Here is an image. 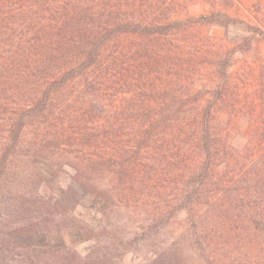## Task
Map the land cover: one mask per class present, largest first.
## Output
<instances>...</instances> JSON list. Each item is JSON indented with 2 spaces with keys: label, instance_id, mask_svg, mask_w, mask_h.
<instances>
[{
  "label": "trees",
  "instance_id": "obj_1",
  "mask_svg": "<svg viewBox=\"0 0 264 264\" xmlns=\"http://www.w3.org/2000/svg\"><path fill=\"white\" fill-rule=\"evenodd\" d=\"M186 9L0 0V264H121L144 248L145 264H264V99L245 107L228 72L252 37L212 59L169 40L219 14L264 31L223 10L178 18ZM168 63L191 75L210 65L217 81L177 68L141 87L144 70ZM132 203L127 228L118 214ZM72 234L92 242L86 254Z\"/></svg>",
  "mask_w": 264,
  "mask_h": 264
},
{
  "label": "rangeland",
  "instance_id": "obj_2",
  "mask_svg": "<svg viewBox=\"0 0 264 264\" xmlns=\"http://www.w3.org/2000/svg\"><path fill=\"white\" fill-rule=\"evenodd\" d=\"M212 1H214V3H212ZM184 4L187 6V9L178 15L180 19H193L200 16L207 17L217 13L218 10H223L228 12L227 14L229 16L240 18L239 20H244L248 24L260 26L264 31V0H184ZM227 19L226 15H216L211 22H201L194 26L189 32L171 36L169 38L170 44L172 47L175 44L185 45L186 58L197 59L198 56L195 57L196 50L190 52L189 48L202 43L203 46L201 51L204 53L203 56H208V58L212 59L218 54V50H222L224 47L229 48L239 43L245 36L252 37L253 45L251 49L246 52L235 51L232 58V65L228 71L230 79L232 80L231 82L235 86L233 91L236 90L238 95L244 98V102L247 101L245 107L248 105L250 107V99L253 98L255 102H262V99H264V37L254 36L247 30L246 24L240 22L228 24ZM166 44L163 46L159 43L158 45L161 50L165 51L166 49L163 47H165ZM177 68H184L182 74H189L194 78L191 81L195 80V83L198 84L217 81L216 71L213 67H210V65L202 66V70L199 69L196 74L191 75V72L186 70L184 66L174 65L173 63L170 65V63H168V67L162 68L157 72L151 70L146 71V73L144 70L141 80H139L138 83L142 84L141 87H145L147 82L151 80H155V82L161 79L167 81L173 80L177 76ZM191 81L187 84L189 85ZM144 82H146V84H143ZM244 102L238 101V104L242 106ZM74 148L77 147L75 146ZM51 151L53 152L54 150ZM59 153L63 154L66 160H71L76 156L78 151H73L72 147L63 145ZM112 179V175L106 177L108 181ZM137 209H140V205L132 203V209L126 208V210H121L118 214L119 224L125 225L127 228L130 227L132 220L137 218V215L133 214ZM186 217V213H181L172 226H170V233L177 234L181 231L182 228L187 225ZM62 240L61 237H58L55 242L59 244ZM70 240L76 243V248L81 254H86L92 243L91 241L79 242L80 236L78 234H72ZM148 249L149 248H144L129 252L126 254L121 264H145V254Z\"/></svg>",
  "mask_w": 264,
  "mask_h": 264
}]
</instances>
